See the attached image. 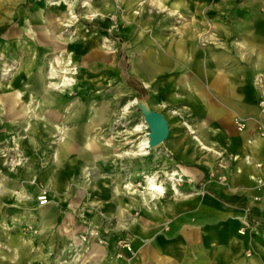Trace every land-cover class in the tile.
<instances>
[{"label": "crops", "instance_id": "crops-1", "mask_svg": "<svg viewBox=\"0 0 264 264\" xmlns=\"http://www.w3.org/2000/svg\"><path fill=\"white\" fill-rule=\"evenodd\" d=\"M205 28L199 23L180 25L175 35H166V59L154 62L158 74L166 75L159 90L166 111L153 103L151 107L166 116L169 136L158 149L136 153L146 155L154 168L176 169L197 181L184 182L177 196L166 186L159 207L152 200L151 209H144L139 197L119 189L124 179L121 154L109 157L111 147L95 137L110 121L111 106L90 109L86 117L79 102L77 109L68 106L64 112L58 104L63 122L51 120L62 125L65 141L52 146L57 162L43 170L34 157L14 173L0 171L9 191L35 197L38 185H47L53 199L40 206L34 199L14 203L7 194L2 197L0 264H63L89 229L98 230L109 244L93 242L80 249L82 258L74 264H264V186L257 187L264 181V113L258 105L262 89L256 83L264 79V24L243 27L240 47L229 44V29L225 42L202 46L198 36ZM131 78L148 90L141 79ZM17 96L21 99L22 93ZM239 122L245 124L243 131ZM53 130L51 136L57 133ZM32 143L37 149L41 141L34 138ZM150 153L152 158L147 157ZM94 168L105 174L87 188L86 175ZM87 196L92 211L86 212L83 224L70 210L62 215V207L75 209ZM29 225L34 231L26 228ZM122 232L138 251L129 262L116 256Z\"/></svg>", "mask_w": 264, "mask_h": 264}, {"label": "rangeland", "instance_id": "rangeland-1", "mask_svg": "<svg viewBox=\"0 0 264 264\" xmlns=\"http://www.w3.org/2000/svg\"><path fill=\"white\" fill-rule=\"evenodd\" d=\"M193 23L206 25L198 36L202 46L225 42L228 39L225 30L229 29L233 32L229 44L240 47L243 34L239 31L243 27L249 23L264 24V0H0V171L14 173L34 157L39 159L43 170L57 162L52 146L64 140L63 130L51 136L47 124L38 121L36 115L47 114L50 119L63 122L64 117L57 114L58 103L64 112L68 106L77 107L79 102L78 106L87 110L86 117L90 109L92 112L95 107L110 105L111 119L97 129L95 137L102 145L111 147L107 151L109 157L121 154L118 156L120 173L124 175L119 187L121 192L139 197L143 208L150 210L153 197L147 189L146 177H156L164 187L159 198H164L166 186L170 189L171 186L166 178L168 168H154L152 160L135 154L149 132L138 101H146L150 106L153 103L166 111V101L159 92L166 75L158 74L154 62L166 59V35L173 36L180 25ZM41 74L44 89L52 83H61L65 76L76 81L62 96L52 92L56 102L47 104V93L39 94ZM50 76L55 79H49ZM132 76L149 85L147 96L142 99L127 83ZM256 83L262 89L259 105L264 99L263 77ZM19 92L21 99L17 96ZM17 102L28 104L29 111L22 109L20 114L12 116ZM56 125L62 129L60 123ZM34 138L41 141L37 149L32 143ZM132 159L137 163L133 164ZM136 170L138 174L132 176ZM104 174L99 175L97 168L92 169L86 175L87 188H92L95 180ZM129 183L132 186L128 187ZM7 186L11 187L10 182ZM37 188V195L26 199H34L39 204L37 197L46 191L49 197L46 205L50 204L53 199L48 186ZM6 194L14 196L11 191ZM172 194L177 196L173 190ZM80 202L75 209L62 207V215L72 212L83 224L86 212L92 208L88 205V196L80 198ZM160 204L161 200L157 207ZM163 226L165 230L170 228L169 222ZM26 228L34 231L32 225ZM125 233H120L115 249L117 257L129 262L136 258L138 251ZM93 242L109 244L98 230H86L77 240L75 252L67 254L63 264L81 260L80 249Z\"/></svg>", "mask_w": 264, "mask_h": 264}, {"label": "bare ground", "instance_id": "bare-ground-1", "mask_svg": "<svg viewBox=\"0 0 264 264\" xmlns=\"http://www.w3.org/2000/svg\"><path fill=\"white\" fill-rule=\"evenodd\" d=\"M259 12V11H258ZM257 12V13H258ZM262 13V12H261ZM260 15V14H259ZM256 16V15H255ZM47 20V19H45ZM35 30V29H34ZM33 32V31H32ZM50 32V31H49ZM34 38V36H33ZM64 72V71H63ZM77 72H73L72 74H75ZM55 76V75H54ZM56 77V76H55ZM55 77L53 76H50L49 79H55ZM41 91L42 92H45L47 93V96L49 98V100H46V103L47 104H51V103H55L56 100L51 96V93L53 92H57L59 93L60 96H62V92L65 93L66 89L70 86H72L73 82H75V78L74 77H67L65 76L63 81L61 83H52L51 85H49V87H47L46 89L43 88V84H44V78L41 74ZM46 81V80H45ZM61 89V90H60ZM234 89V88H233ZM15 91V90H14ZM61 92V93H60ZM69 94V93H68ZM20 96V94H19ZM51 100V101H50ZM58 101V100H57ZM133 102L135 103L136 102V99L133 100ZM59 104V103H58ZM17 106H13V112H12V116H16L18 114H20V110H24V111H29V108L30 106L28 104H21L20 102L16 103ZM76 108V107H75ZM72 109V108H71ZM44 110H48V109H44ZM60 110V109H59ZM67 110V108H66ZM74 110V109H73ZM101 111V109H100ZM22 112V111H21ZM71 112V111H70ZM37 113V112H36ZM42 113H43V110H42ZM95 116V115H94ZM36 118H38V121L41 120V122L45 123V124H49L48 128L50 131H59V132H62V129L60 128V125H56L57 122H54L49 118V116L46 115H41L39 116L36 115ZM219 118V117H218ZM139 128V127H138ZM64 134V132H63ZM148 134V133H147ZM146 134V136L144 137V139L140 142L139 146H140V149H139V153L140 154H146L149 152V144H148V141H149V138H148V135ZM64 139V137H63ZM65 139L62 141L64 142ZM246 141V140H245ZM245 143V142H244ZM70 145V144H69ZM68 145V146H69ZM202 145V144H201ZM210 152V151H209ZM215 152V151H214ZM60 153V152H59ZM62 154V153H61ZM136 154V153H135ZM151 154V153H150ZM59 156V155H58ZM146 156V155H145ZM104 157V156H102ZM87 162V161H86ZM241 162V161H240ZM239 162V163H240ZM131 163V162H130ZM93 166V165H92ZM137 167V166H136ZM147 167V166H146ZM128 168V167H127ZM97 181V180H95ZM146 182H147V189L149 190V193L152 195L153 197V200L155 202V205L156 207L158 206V204L160 203V198H159V195L158 194H163L164 193V187L159 184L157 182V178L156 177H153V176H147L146 177ZM84 185V184H83ZM130 186L131 183L128 184ZM118 187V186H117ZM120 189V188H119ZM10 189H8L1 181H0V197H4V195L9 191ZM173 190L175 192L176 195H179L181 193L180 191V188L176 185H174L173 187ZM121 191V190H120ZM141 192V191H140ZM13 195L12 197H10V199L14 202V203H21L22 202V199H26V198H29L30 196L28 194H25L24 192H18V191H13ZM146 196V195H145ZM9 198H5V200H8ZM146 199V197L144 198ZM151 202V201H149ZM148 207V206H147ZM120 215V214H119ZM122 216V215H120ZM119 216V217H120ZM44 220V219H43ZM120 220V219H119ZM123 222V221H122ZM127 223V222H126ZM124 224V223H123ZM124 225L120 224L119 227H123ZM127 226H130L129 224H127ZM129 228V227H128ZM105 248V247H104ZM2 255V254H1ZM156 255V254H155ZM155 264V263H154Z\"/></svg>", "mask_w": 264, "mask_h": 264}, {"label": "water", "instance_id": "water-1", "mask_svg": "<svg viewBox=\"0 0 264 264\" xmlns=\"http://www.w3.org/2000/svg\"><path fill=\"white\" fill-rule=\"evenodd\" d=\"M138 107L149 129L147 134L149 147L154 148L163 144L167 140L170 132L169 122L166 116L162 112L154 110L146 101H138Z\"/></svg>", "mask_w": 264, "mask_h": 264}, {"label": "built area", "instance_id": "built-area-1", "mask_svg": "<svg viewBox=\"0 0 264 264\" xmlns=\"http://www.w3.org/2000/svg\"><path fill=\"white\" fill-rule=\"evenodd\" d=\"M259 105H260L262 113H264V99H261ZM244 128H245V124L242 123V122H239V126H238L239 131H243ZM261 130H262L261 134L264 137V128L261 127ZM166 178L169 181L172 190H173L174 185L180 187L186 181H188L190 183H195L197 181L196 178H194L192 176H186L181 171L176 170V169H169L166 172ZM218 180L223 182L225 179L223 177H220V178H218ZM262 186H264V181L263 180H259V182L257 184V187L259 188V187H262ZM37 200H38L40 206L46 205L49 202V197H48L47 192L45 191V192H43V194L39 195L37 197ZM95 235H97V233H95ZM92 236H93V234L91 235V237ZM128 247H129V245H128ZM129 249H131V248L129 247Z\"/></svg>", "mask_w": 264, "mask_h": 264}, {"label": "trees", "instance_id": "trees-1", "mask_svg": "<svg viewBox=\"0 0 264 264\" xmlns=\"http://www.w3.org/2000/svg\"><path fill=\"white\" fill-rule=\"evenodd\" d=\"M127 83L138 92L140 99H142L141 97L143 96H147V89L138 80L131 78L127 81Z\"/></svg>", "mask_w": 264, "mask_h": 264}]
</instances>
